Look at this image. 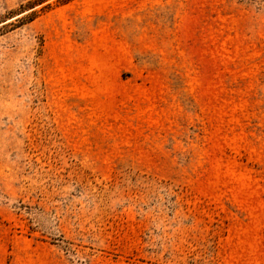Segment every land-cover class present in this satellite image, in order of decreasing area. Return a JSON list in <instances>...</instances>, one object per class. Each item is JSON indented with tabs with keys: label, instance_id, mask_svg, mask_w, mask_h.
Instances as JSON below:
<instances>
[{
	"label": "rangeland",
	"instance_id": "rangeland-1",
	"mask_svg": "<svg viewBox=\"0 0 264 264\" xmlns=\"http://www.w3.org/2000/svg\"><path fill=\"white\" fill-rule=\"evenodd\" d=\"M0 264H264V0H0Z\"/></svg>",
	"mask_w": 264,
	"mask_h": 264
}]
</instances>
